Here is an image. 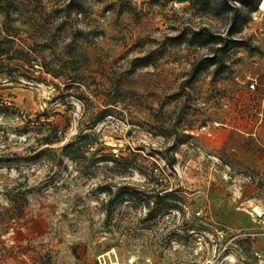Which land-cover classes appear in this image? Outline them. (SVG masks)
<instances>
[{"label":"rangeland","instance_id":"1","mask_svg":"<svg viewBox=\"0 0 264 264\" xmlns=\"http://www.w3.org/2000/svg\"><path fill=\"white\" fill-rule=\"evenodd\" d=\"M263 2L0 0V264H264Z\"/></svg>","mask_w":264,"mask_h":264},{"label":"trees","instance_id":"2","mask_svg":"<svg viewBox=\"0 0 264 264\" xmlns=\"http://www.w3.org/2000/svg\"><path fill=\"white\" fill-rule=\"evenodd\" d=\"M232 1H233V3L230 6L222 8L223 4H221L222 7L218 5L215 10L217 12L226 11V12L231 13L232 23L233 24L237 23L236 27H235V30H233L232 32H238L240 27L244 23H246V21L248 20L249 13L250 12H254V11L257 10V6L259 5L260 0H232ZM241 7H242L243 10L241 9ZM243 12H245V13H243ZM233 41L236 44L244 45V43L240 42V40H233ZM2 56L4 57V53L0 52V58H2ZM35 61L36 60H34V59H31V60L27 59V64L30 67H32V65L34 64ZM22 75H24V74H22ZM26 77H28V76H26ZM15 111H16V108H14V106L12 104H7L3 100H0V114L8 115V114L15 113ZM52 141L53 140L51 138L45 137L43 139V144H48V143H51ZM69 148H70V145L65 146L63 148V154H67V151H68Z\"/></svg>","mask_w":264,"mask_h":264},{"label":"built area","instance_id":"3","mask_svg":"<svg viewBox=\"0 0 264 264\" xmlns=\"http://www.w3.org/2000/svg\"><path fill=\"white\" fill-rule=\"evenodd\" d=\"M257 85V82L256 80H252L251 83H250V87L254 88L255 86ZM251 216L253 217L254 221L256 222L257 225H260L263 227V236H264V199L261 203V206L259 207H254L251 211ZM249 236H254L255 234L254 233H249L248 234ZM111 253V255L113 257H116V253H115V250L114 249H111L110 251L104 253V254H101L97 257V261L99 262V264H102L101 261H103V263L105 264V259H104V255L105 254H109ZM261 253H263L264 255V244L262 246V249H261ZM257 256H260V254H257ZM102 259V260H101ZM264 260V258H263ZM132 261H133V258H132ZM116 263V262H115ZM113 264V263H111Z\"/></svg>","mask_w":264,"mask_h":264},{"label":"crops","instance_id":"4","mask_svg":"<svg viewBox=\"0 0 264 264\" xmlns=\"http://www.w3.org/2000/svg\"><path fill=\"white\" fill-rule=\"evenodd\" d=\"M263 199H264V195L263 196H259V197H257V198H253V199H250L249 200V208H250V213H251V211H252V209L254 208V207H259V206H261V203H262V201H263Z\"/></svg>","mask_w":264,"mask_h":264},{"label":"bare ground","instance_id":"5","mask_svg":"<svg viewBox=\"0 0 264 264\" xmlns=\"http://www.w3.org/2000/svg\"><path fill=\"white\" fill-rule=\"evenodd\" d=\"M262 7H264V2H263V4H262Z\"/></svg>","mask_w":264,"mask_h":264}]
</instances>
